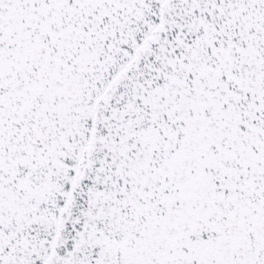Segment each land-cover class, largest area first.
Instances as JSON below:
<instances>
[{
    "label": "snow or ice",
    "instance_id": "1",
    "mask_svg": "<svg viewBox=\"0 0 264 264\" xmlns=\"http://www.w3.org/2000/svg\"><path fill=\"white\" fill-rule=\"evenodd\" d=\"M0 264H264V0H0Z\"/></svg>",
    "mask_w": 264,
    "mask_h": 264
}]
</instances>
